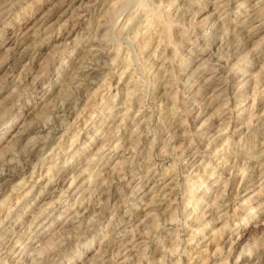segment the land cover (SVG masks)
<instances>
[{
  "label": "clouds",
  "instance_id": "9594fccd",
  "mask_svg": "<svg viewBox=\"0 0 264 264\" xmlns=\"http://www.w3.org/2000/svg\"><path fill=\"white\" fill-rule=\"evenodd\" d=\"M0 264H264V0H0Z\"/></svg>",
  "mask_w": 264,
  "mask_h": 264
}]
</instances>
